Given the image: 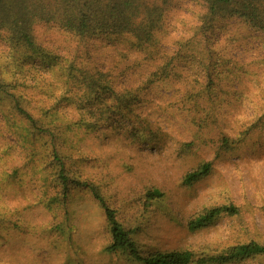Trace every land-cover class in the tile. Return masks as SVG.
<instances>
[{
    "label": "rangeland",
    "instance_id": "1",
    "mask_svg": "<svg viewBox=\"0 0 264 264\" xmlns=\"http://www.w3.org/2000/svg\"><path fill=\"white\" fill-rule=\"evenodd\" d=\"M204 10L195 0H169L151 42L79 37L54 22L33 26L41 49L34 55L0 39V65L15 71L7 77L21 86V107L38 116L56 111L67 175L97 187L143 256L264 245V35L233 17L199 31ZM79 70L100 75L121 100L104 90L88 98L73 77ZM10 107L0 108V264H142L128 250H107L110 225L88 188L69 184L68 205L58 202L65 199L53 141L36 132L23 145L7 124L21 123ZM205 162L211 172L184 184ZM153 190L162 196L151 199ZM221 205L237 212L189 229ZM234 264H264V255Z\"/></svg>",
    "mask_w": 264,
    "mask_h": 264
},
{
    "label": "trees",
    "instance_id": "2",
    "mask_svg": "<svg viewBox=\"0 0 264 264\" xmlns=\"http://www.w3.org/2000/svg\"><path fill=\"white\" fill-rule=\"evenodd\" d=\"M169 0H0V39L8 49L16 50L20 47L29 50L32 55L41 51L35 43L33 37L34 25L38 22H54L62 30L79 37L94 36H121L125 34L133 35L140 42H151L155 33L162 28L164 18V7ZM204 7V12L200 15L199 31L224 18H238L252 29L264 35V0H195ZM10 51V50H9ZM29 51L26 57H31ZM12 54V53H11ZM12 57L13 54L11 55ZM10 63V61H9ZM0 65V108L11 106L14 113H19L21 123L16 120H8L7 124L14 130H18V137L24 145L28 139L32 138L36 132L48 133L53 141V161L52 168L55 180L62 186L64 206H67V189L69 184L75 189L88 188L98 202L104 207L106 219L110 225L112 237L111 244L107 250L114 252L117 250H128L130 254L142 264H234L244 259L264 255V245L249 242L238 244L224 253L211 256H195L190 250H173L166 252L151 253L146 256L141 255L123 226L118 222L114 210L109 208L97 187L77 178L67 175L65 162L61 152L57 147L56 140L59 138L56 133L54 112L50 113L42 109L39 116L34 115L21 107L20 101L24 99L21 86L14 84L15 78L7 77L15 75V71L9 64L4 69ZM70 71L74 70L70 67ZM84 72V74H83ZM76 80H81V84L86 87L87 96L97 95V92L104 90L113 99L121 100L120 95L115 93L101 76L90 75L79 70L73 74ZM94 100H97L94 97ZM130 100V98L128 99ZM125 104L123 108H127ZM108 109L110 106L107 107ZM116 110L115 105L112 106ZM122 108V109H123ZM109 111V110H108ZM78 127H83L82 120L75 123ZM223 138L221 148L227 150V140ZM18 142V141H17ZM36 153L34 152V157ZM210 162L202 163L193 171L187 173L183 178L184 184H192L206 177L211 172ZM151 199L162 196V193L153 190L148 193ZM67 212V211H66ZM237 209L231 205H221L205 211L189 222V229L198 230L212 224L220 214H234Z\"/></svg>",
    "mask_w": 264,
    "mask_h": 264
}]
</instances>
